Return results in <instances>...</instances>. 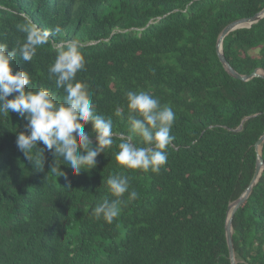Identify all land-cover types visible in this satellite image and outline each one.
I'll list each match as a JSON object with an SVG mask.
<instances>
[{
  "label": "trees",
  "instance_id": "obj_1",
  "mask_svg": "<svg viewBox=\"0 0 264 264\" xmlns=\"http://www.w3.org/2000/svg\"><path fill=\"white\" fill-rule=\"evenodd\" d=\"M263 7L264 0H0V42L9 50L24 40L17 24L61 28L30 63L14 59L13 73L27 70L31 88L62 101L48 68L57 45L74 39L86 60L76 79L87 83L97 114L113 120L112 147L77 175L39 142L43 168L26 160L16 138L28 132L27 121L0 114V264H231L225 222L255 172L264 78L232 76L216 45L230 22ZM222 49L237 73L264 72V17L229 32ZM130 90L175 113L159 173L126 169L114 158L129 136ZM84 128L95 147L91 122ZM261 154L264 160V142ZM55 160L60 177L50 170ZM114 175L128 176L138 196L109 224L92 209L113 199L106 181ZM232 221L237 264H264V167Z\"/></svg>",
  "mask_w": 264,
  "mask_h": 264
},
{
  "label": "clouds",
  "instance_id": "obj_2",
  "mask_svg": "<svg viewBox=\"0 0 264 264\" xmlns=\"http://www.w3.org/2000/svg\"><path fill=\"white\" fill-rule=\"evenodd\" d=\"M17 30L24 33V40L11 47L0 42V114L17 113L27 121L28 132H20L16 145L25 159L43 168V150L37 149L38 142L44 149L61 158L74 174L96 166V157L113 145V120L97 114L96 106L85 82L76 79L77 73L85 67V56L78 41L63 40L55 51L54 62L48 68V79L54 88L62 89V101L48 88L33 89L27 70L12 71V62L19 58L31 62L39 47L47 45L53 34L61 32L59 26L41 30L31 22L17 24ZM26 85L29 86L26 88ZM13 93L16 95L12 96ZM11 97V98H10ZM127 117L130 124L129 136L121 137L114 158L118 166L145 173H159L167 163L166 149L174 137L170 134L175 121L171 106L161 105L146 91H127ZM121 107L115 110L122 116ZM91 122L95 132V147L84 125ZM143 145V146H138ZM51 167L53 173L64 175L60 165ZM57 177V178H58ZM106 185L113 199H104L92 209L93 216L111 224L121 213L122 206L137 198L138 193L130 189V178L125 175L110 176ZM128 193L127 199H123Z\"/></svg>",
  "mask_w": 264,
  "mask_h": 264
},
{
  "label": "water",
  "instance_id": "obj_3",
  "mask_svg": "<svg viewBox=\"0 0 264 264\" xmlns=\"http://www.w3.org/2000/svg\"><path fill=\"white\" fill-rule=\"evenodd\" d=\"M264 17V7L257 12L256 14L249 16V17H244L240 18L237 20H234L230 22L221 32L218 40H217V53L219 56L220 61L222 64L225 66L227 71L234 76L235 78L242 79L244 81H247L251 79L254 76H261L264 78V72L262 70L256 69L253 71L251 74H246V75H241L237 73L232 66L229 64V62L226 60L223 49H222V41L223 38L231 31L239 29V28H244V27H250L252 24L258 22L261 18ZM264 142V133L260 136V138L257 140L255 144V149H256V155H257V161H256V167H255V172L252 177V180L249 184V186L246 188V190L233 202H231L228 206V217L225 222V234H226V240L229 248V256L231 260V264H237V260L235 258V252H234V245H233V221H232V215L236 211V209L247 199L249 196L253 185L257 182L262 169L264 167V160L261 154V148L262 144Z\"/></svg>",
  "mask_w": 264,
  "mask_h": 264
}]
</instances>
